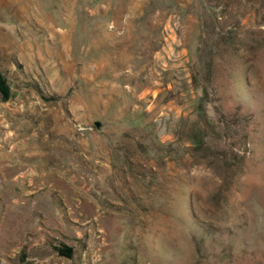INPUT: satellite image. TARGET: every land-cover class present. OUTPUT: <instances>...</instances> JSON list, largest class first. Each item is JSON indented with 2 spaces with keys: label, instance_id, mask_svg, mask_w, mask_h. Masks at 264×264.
Segmentation results:
<instances>
[{
  "label": "rangeland",
  "instance_id": "1",
  "mask_svg": "<svg viewBox=\"0 0 264 264\" xmlns=\"http://www.w3.org/2000/svg\"><path fill=\"white\" fill-rule=\"evenodd\" d=\"M0 72V264H264V0H0Z\"/></svg>",
  "mask_w": 264,
  "mask_h": 264
},
{
  "label": "trees",
  "instance_id": "2",
  "mask_svg": "<svg viewBox=\"0 0 264 264\" xmlns=\"http://www.w3.org/2000/svg\"><path fill=\"white\" fill-rule=\"evenodd\" d=\"M12 93L7 84L6 78L0 72V99L4 102H7L11 99ZM63 254H67L71 252L70 248H65L60 250Z\"/></svg>",
  "mask_w": 264,
  "mask_h": 264
},
{
  "label": "water",
  "instance_id": "3",
  "mask_svg": "<svg viewBox=\"0 0 264 264\" xmlns=\"http://www.w3.org/2000/svg\"><path fill=\"white\" fill-rule=\"evenodd\" d=\"M95 126L99 129L101 128V123L99 121L95 122Z\"/></svg>",
  "mask_w": 264,
  "mask_h": 264
}]
</instances>
